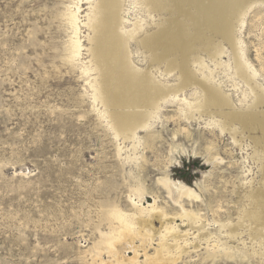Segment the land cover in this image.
Returning a JSON list of instances; mask_svg holds the SVG:
<instances>
[{"label":"rangeland","instance_id":"obj_1","mask_svg":"<svg viewBox=\"0 0 264 264\" xmlns=\"http://www.w3.org/2000/svg\"><path fill=\"white\" fill-rule=\"evenodd\" d=\"M259 1L241 32L236 24L235 39L263 87L264 0ZM145 2L119 0L122 22L132 31L129 59L155 82L175 85L176 70L151 62L139 45L170 17ZM93 5L94 0H0V264H148L145 255L151 257L162 242L155 235L143 238L139 222L148 219L151 234L165 233L160 220L141 213L150 205L177 229V239L163 242L157 264H264L251 251L257 234L248 224L231 237L220 229L235 224L246 207L249 181L264 191V180L256 184L261 177L249 157V140L235 143L208 124L220 117L197 108L192 87L176 99L164 98L153 125L138 131L139 142L115 137L91 89L96 72L84 23ZM69 12L77 14L82 46L74 59L67 50L73 37ZM221 50L216 69L203 54L201 59L213 71L209 80L239 107L246 80L227 68L234 53L229 45ZM189 102L195 105L190 110ZM166 180L197 196L175 203ZM115 211L134 218V228L142 230L130 242L136 255L131 249L117 254L109 245L127 239Z\"/></svg>","mask_w":264,"mask_h":264},{"label":"bare ground","instance_id":"obj_2","mask_svg":"<svg viewBox=\"0 0 264 264\" xmlns=\"http://www.w3.org/2000/svg\"><path fill=\"white\" fill-rule=\"evenodd\" d=\"M145 3L150 9L166 10L170 17L168 21L156 27L153 34L144 36L139 45L149 52L151 62L164 66L166 70H176L178 76L175 85L167 86L163 82H155L145 71H137L132 66L128 55V41L132 38V31L125 29L122 22L119 0H94L90 15L86 17L84 23L90 33L88 52L93 59L92 64L96 72V77L91 83L93 98L103 107L113 135L125 139L124 141L131 139L133 142L137 140L139 142L138 131L146 130L153 125V120L157 119L159 105L165 100L164 98L172 96L176 99L181 91L192 87L195 88L200 99L197 108L208 112L215 111L220 117L219 121L210 119L208 124L219 127L222 132H227L235 143L243 144L245 139L249 140L251 148L249 157L256 165L257 173L261 177L256 184H261L264 180V86L256 82V71L245 60L242 42L239 40L236 42L235 39L236 24L240 31L248 11L254 5L260 4V1L146 0ZM78 10L77 7L76 11ZM66 17L67 25L73 35L67 50L69 58L74 59L80 55L82 47L77 37L78 17L75 12H69ZM215 39H218L217 44L214 42ZM224 44L229 45L234 52L231 68L230 65L227 68L234 71L233 75L246 80L245 101L243 105L240 101L239 107L233 105L220 85L209 80L211 78L213 81V71H208L201 59L203 54L213 61L214 69L218 68L221 64L217 62V56ZM196 51L199 55H195ZM205 69L207 74L204 73ZM199 72L204 79L198 77ZM185 106L189 110L195 107L190 102L185 103ZM164 185L175 203L180 202L183 197L197 196L186 185L176 184L170 180H166ZM248 185L247 191L243 194V203L246 207L239 210L236 223L233 224L230 221L221 225L220 229H228V235L231 237L236 228L248 224L247 228L249 227L250 231L257 234L256 237L250 235L251 251L254 255H260L263 258L264 191L252 186V181H249ZM140 198L138 196V200ZM147 208L150 209L144 208L141 213H146L148 218L154 217L160 220L165 231L162 234L159 230H153L154 234H151V228H147L148 225L150 226L149 220L139 222L140 228L145 227L143 238H152L155 235L162 242L158 245L160 249H157L151 257L145 255L148 264H157L162 256V249L165 248L163 242H166L168 238L177 239V233L172 234L176 226L172 225V219L155 212L154 205ZM185 215L188 216V214ZM113 217L123 224V234L127 239L109 242V245L117 251V254H120L122 249H131L136 255L130 242L135 237L134 234H140L142 230L134 228L135 221L130 216L115 211Z\"/></svg>","mask_w":264,"mask_h":264}]
</instances>
